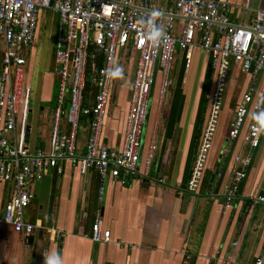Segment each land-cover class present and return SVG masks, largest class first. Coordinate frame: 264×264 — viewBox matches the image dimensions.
Wrapping results in <instances>:
<instances>
[{
    "label": "crops",
    "instance_id": "crops-1",
    "mask_svg": "<svg viewBox=\"0 0 264 264\" xmlns=\"http://www.w3.org/2000/svg\"><path fill=\"white\" fill-rule=\"evenodd\" d=\"M217 1L228 5L230 21L236 26L248 25L258 12H264V0ZM173 3L161 0L160 13L172 9ZM56 19L55 13L51 40L41 47L37 66L38 40L26 51L25 84L30 88L31 82L34 85L31 102L33 99L35 111L30 107L27 137L32 150L48 149L58 103L59 81L52 51ZM182 24V18L174 19L175 35ZM116 65L123 69L124 78L113 79L101 143L120 151L135 62L129 54L119 53ZM210 65L209 53L200 48L193 49L186 65L185 53L176 44L161 108L155 95L160 75L151 92L136 177L125 184L107 179L99 201L97 175L92 171L82 175L60 161V173L48 170L32 187L33 199L24 220L38 228L28 238L29 247L21 234L0 222V264H43L48 252H54L60 264H255L258 258L264 263V205L251 202L259 196L264 181V135L254 149L244 140L252 121V105L238 137H228L243 95L250 93L252 104L258 103L262 74L253 80L238 65L230 66L220 121L202 178V194L185 191L209 110L213 87ZM45 102L52 105L51 110L45 109ZM66 110L67 104L63 105ZM38 122L48 127L40 128ZM60 128H66L64 121ZM87 136L88 124L84 122L78 131L80 153ZM153 141L156 150L146 171ZM246 156L250 158L244 168L246 177L235 186L234 200L225 208V194L238 168L235 158ZM13 190L12 183H0V214ZM96 221L110 232L108 242L90 239Z\"/></svg>",
    "mask_w": 264,
    "mask_h": 264
},
{
    "label": "built area",
    "instance_id": "built-area-1",
    "mask_svg": "<svg viewBox=\"0 0 264 264\" xmlns=\"http://www.w3.org/2000/svg\"><path fill=\"white\" fill-rule=\"evenodd\" d=\"M161 0H0V183H12L13 194L0 214V222L21 234L26 247L37 225L24 220V213L33 199L32 187L48 170L60 173L58 163L67 162L82 175L92 171L98 178V200L102 199L104 184L112 179L125 184L138 174L141 135L147 118L149 99L160 75L166 90L169 71L177 44L185 53L186 65L191 52L200 48L209 53L213 87L204 129L195 153L185 191L199 195L208 155L217 131L230 66L236 64L242 73L255 80L263 75L258 100L264 97V12H258L245 26L233 25L229 7L217 0H174L173 8L160 13ZM57 14L58 28L53 48V61L59 81L58 103L53 112V126L47 150H32L27 134L30 126L31 88L25 84L28 51L36 39L40 11ZM160 15L154 17L153 12ZM183 19L178 35L174 34V19ZM154 19L165 26V36L152 47L144 39L140 20ZM99 54L103 66L92 83L97 87L92 103L84 102L88 61ZM129 54L135 62L123 145L120 151L108 149L101 143V133L107 114L113 79L106 69L116 65L118 54ZM253 103L250 93L243 95L230 123L228 137H238L248 115L264 110V104ZM67 110L63 111V105ZM90 116L88 136L83 153L78 152L80 119ZM65 120L66 128H60ZM248 125L244 140L257 148L260 136ZM156 150L151 143L145 170L148 171ZM238 168L225 194V208L234 200V188L246 177L248 156L235 158ZM147 174V173H145ZM251 202L264 205V197ZM90 239L106 243L110 232L101 221L92 225ZM255 264H264L262 258Z\"/></svg>",
    "mask_w": 264,
    "mask_h": 264
},
{
    "label": "clouds",
    "instance_id": "clouds-1",
    "mask_svg": "<svg viewBox=\"0 0 264 264\" xmlns=\"http://www.w3.org/2000/svg\"><path fill=\"white\" fill-rule=\"evenodd\" d=\"M152 15L157 17L160 13L153 12ZM139 23L143 26V37L146 39L150 46L155 47L160 44L165 36V26L158 24L154 19L140 20ZM105 75L108 79H123V69L114 65L109 69H106ZM259 103L264 104V97L261 98ZM250 119L254 121L253 128L256 134L264 135V110L253 112L250 114ZM43 264H60V258L54 252L45 253L43 256Z\"/></svg>",
    "mask_w": 264,
    "mask_h": 264
},
{
    "label": "rangeland",
    "instance_id": "rangeland-1",
    "mask_svg": "<svg viewBox=\"0 0 264 264\" xmlns=\"http://www.w3.org/2000/svg\"><path fill=\"white\" fill-rule=\"evenodd\" d=\"M54 19H55V12L54 11L46 10V9H43V10L40 11L39 21H38V28L36 30V39L38 40V43H39V45H38L39 51L37 50L38 55L35 58V65L36 66L38 65V59H39V56L41 54V52H40V50L42 49L41 47L45 44L46 40L47 41L51 40V35H52V32H53ZM53 48H52V51H53ZM160 84H161V82L159 81V78H158V81H157L156 86H155L156 87L155 88V95H156V97H158L156 101L158 102L159 108H161V103H163V98L165 97V94H166V91H163V88L160 89L161 86H162ZM31 86H32L31 88L34 87L32 82H31ZM33 98H35L34 97V93H33ZM30 107H31L32 110L35 109V104H34L33 99H32V102H30ZM44 107H45V109L51 110L52 105L50 103H48V102H45ZM220 116H219V121H220ZM38 126L40 128L43 127L45 129L48 127L47 123H43L42 124V122L41 123L38 122Z\"/></svg>",
    "mask_w": 264,
    "mask_h": 264
},
{
    "label": "trees",
    "instance_id": "trees-1",
    "mask_svg": "<svg viewBox=\"0 0 264 264\" xmlns=\"http://www.w3.org/2000/svg\"><path fill=\"white\" fill-rule=\"evenodd\" d=\"M91 55H94V57L93 58L90 57L88 61V67L86 71V85H85L84 94H83L85 105H88V106L92 103V100L94 99L95 94L97 92V87L95 86L94 83H92V79L94 78V75L96 74V72H98V70L103 66V59L99 54H94L91 51L90 56ZM63 121L65 122V120ZM89 121H90V116H85L80 119L81 124H83L84 122H87L88 124ZM202 181H201L200 188L202 186ZM201 194H202V191L200 189L199 195Z\"/></svg>",
    "mask_w": 264,
    "mask_h": 264
},
{
    "label": "water",
    "instance_id": "water-1",
    "mask_svg": "<svg viewBox=\"0 0 264 264\" xmlns=\"http://www.w3.org/2000/svg\"><path fill=\"white\" fill-rule=\"evenodd\" d=\"M173 19H176V18H178L177 16H171ZM29 130V129H28ZM27 137H28V134H27ZM259 196H262V197H264V181H263V185H262V189H261V192H260V194H259Z\"/></svg>",
    "mask_w": 264,
    "mask_h": 264
}]
</instances>
